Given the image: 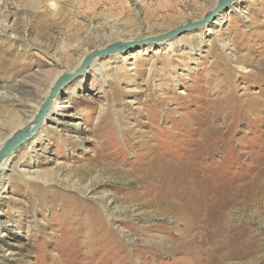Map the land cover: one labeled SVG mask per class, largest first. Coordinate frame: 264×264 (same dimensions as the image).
Masks as SVG:
<instances>
[{
  "label": "rangeland",
  "instance_id": "rangeland-1",
  "mask_svg": "<svg viewBox=\"0 0 264 264\" xmlns=\"http://www.w3.org/2000/svg\"><path fill=\"white\" fill-rule=\"evenodd\" d=\"M217 1L0 0V145ZM221 12L63 88L1 172L0 264H264V0Z\"/></svg>",
  "mask_w": 264,
  "mask_h": 264
},
{
  "label": "water",
  "instance_id": "water-1",
  "mask_svg": "<svg viewBox=\"0 0 264 264\" xmlns=\"http://www.w3.org/2000/svg\"><path fill=\"white\" fill-rule=\"evenodd\" d=\"M236 1L238 0H218L217 4L210 10V12L206 13L203 18L199 20L197 19L193 22L182 24L163 34L157 36H150L138 40H131L127 42L123 40H118L103 48H98L87 53L79 67L74 72H67L59 76L56 83L52 87L49 95L45 98L40 109L36 112V115L32 118V120L26 125H24L23 128L16 130L9 138H7L0 145V167L2 162L6 158H9L13 153H15L20 147H22L26 142L31 140L37 134L39 128L43 124L48 113L50 112L54 100L57 98L58 94H60L63 88L70 81L84 73L93 63L95 58L109 56L118 52H123L126 49L137 47L141 44L162 42L173 36L182 34L185 31L200 28L206 25L207 23L212 22L222 10L228 9Z\"/></svg>",
  "mask_w": 264,
  "mask_h": 264
},
{
  "label": "bare ground",
  "instance_id": "bare-ground-1",
  "mask_svg": "<svg viewBox=\"0 0 264 264\" xmlns=\"http://www.w3.org/2000/svg\"><path fill=\"white\" fill-rule=\"evenodd\" d=\"M53 1V0H52ZM217 3H214V4H212V8L216 5ZM50 6H51V9L54 11V12H56V10H58V4H57V2H52L51 4H50ZM211 8V9H212ZM210 9V10H211ZM210 10L208 11V12H210ZM207 12V13H208ZM222 15V12H220L219 13V15H218V18L216 19V21H215V23L217 22H219V20H220V17L219 16H221ZM205 16V15H204ZM203 16V17H204ZM203 17H201V18H203ZM52 18V17H51ZM201 18H199V19H201ZM198 19V20H199ZM40 24V23H39ZM205 26V25H204ZM209 30H210V28H209ZM167 42V41H166ZM165 41L164 42H161L160 44H164V43H166ZM83 59H84V57L81 59V61L79 62V65L81 64V62L83 61ZM97 61H98V58H95L94 59V61H93V63H92V67H94V68H96L97 70H100V69H98L97 67ZM79 65H77L74 69H71L70 71H68V72H74L78 67H79ZM59 76L60 75H58L57 77H55V79H54V81L52 82V84H51V86L49 87V91H48V95H49V93H50V91H51V89H52V87L54 86V84L56 83V81H57V79L59 78ZM47 95V96H48ZM46 96V97H47ZM57 101H58V98H56L55 100H54V103H53V105H52V107H51V110H50V112H52L53 110H55V109H57L58 108V105H57ZM42 105V104H41ZM41 107V106H40ZM40 107H39V109H40ZM38 109V110H39ZM37 110V111H38ZM41 137V135H40V130H38V132H37V134L32 138L33 140H37L38 138H40ZM10 158V157H9ZM9 158H6L3 162H2V164H1V167H0V172H2V170L6 167V165H7V163H8V160H9ZM0 179H1V176H0Z\"/></svg>",
  "mask_w": 264,
  "mask_h": 264
}]
</instances>
